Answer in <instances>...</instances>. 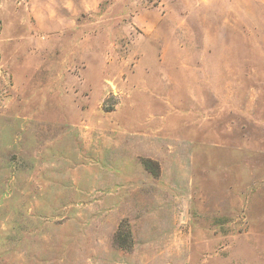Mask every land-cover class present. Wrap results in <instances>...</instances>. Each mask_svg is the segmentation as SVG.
Listing matches in <instances>:
<instances>
[{"label":"rangeland","instance_id":"rangeland-1","mask_svg":"<svg viewBox=\"0 0 264 264\" xmlns=\"http://www.w3.org/2000/svg\"><path fill=\"white\" fill-rule=\"evenodd\" d=\"M0 264H264V0H0Z\"/></svg>","mask_w":264,"mask_h":264}]
</instances>
